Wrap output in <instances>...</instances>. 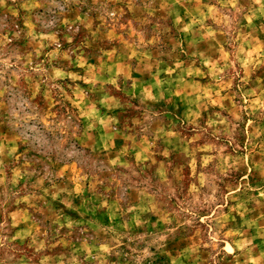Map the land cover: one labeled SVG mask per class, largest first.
Segmentation results:
<instances>
[{"label":"rangeland","instance_id":"rangeland-1","mask_svg":"<svg viewBox=\"0 0 264 264\" xmlns=\"http://www.w3.org/2000/svg\"><path fill=\"white\" fill-rule=\"evenodd\" d=\"M0 264H264V0H0Z\"/></svg>","mask_w":264,"mask_h":264}]
</instances>
